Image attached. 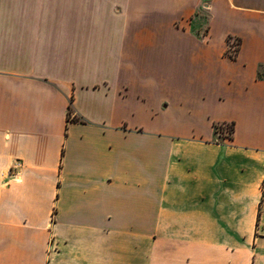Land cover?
<instances>
[{"label": "crops", "instance_id": "0c3cea01", "mask_svg": "<svg viewBox=\"0 0 264 264\" xmlns=\"http://www.w3.org/2000/svg\"><path fill=\"white\" fill-rule=\"evenodd\" d=\"M263 179L264 0H0V264H264Z\"/></svg>", "mask_w": 264, "mask_h": 264}, {"label": "built area", "instance_id": "2783aa9c", "mask_svg": "<svg viewBox=\"0 0 264 264\" xmlns=\"http://www.w3.org/2000/svg\"><path fill=\"white\" fill-rule=\"evenodd\" d=\"M259 211L261 213H264V179H263V184H262V187H261V197H260V200H259Z\"/></svg>", "mask_w": 264, "mask_h": 264}, {"label": "trees", "instance_id": "16d2710c", "mask_svg": "<svg viewBox=\"0 0 264 264\" xmlns=\"http://www.w3.org/2000/svg\"><path fill=\"white\" fill-rule=\"evenodd\" d=\"M239 44V42H237V45ZM236 47V46H235ZM237 50V49H236ZM229 57L231 58V59H233L234 58V55H229ZM228 127V129H229V133H231V131H232V125H229V126H227ZM219 127H217V126H215V129L216 130H219L218 129Z\"/></svg>", "mask_w": 264, "mask_h": 264}, {"label": "rangeland", "instance_id": "374dc122", "mask_svg": "<svg viewBox=\"0 0 264 264\" xmlns=\"http://www.w3.org/2000/svg\"><path fill=\"white\" fill-rule=\"evenodd\" d=\"M235 44H236V42H233V43L231 44V46H232L233 48H235ZM224 128H225V130H227V132H229V129H228L227 126H224Z\"/></svg>", "mask_w": 264, "mask_h": 264}]
</instances>
